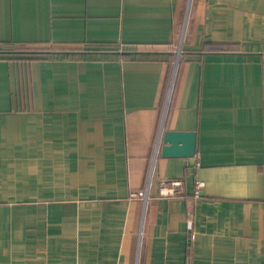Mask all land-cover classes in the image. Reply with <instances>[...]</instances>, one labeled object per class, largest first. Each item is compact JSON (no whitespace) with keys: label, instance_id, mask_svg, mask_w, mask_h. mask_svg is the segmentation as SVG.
I'll list each match as a JSON object with an SVG mask.
<instances>
[{"label":"crops","instance_id":"obj_1","mask_svg":"<svg viewBox=\"0 0 264 264\" xmlns=\"http://www.w3.org/2000/svg\"><path fill=\"white\" fill-rule=\"evenodd\" d=\"M7 43L51 49L0 55V264H264V0H0Z\"/></svg>","mask_w":264,"mask_h":264},{"label":"water","instance_id":"obj_2","mask_svg":"<svg viewBox=\"0 0 264 264\" xmlns=\"http://www.w3.org/2000/svg\"><path fill=\"white\" fill-rule=\"evenodd\" d=\"M193 141V133L166 131L162 137L160 153L164 157H190L194 153Z\"/></svg>","mask_w":264,"mask_h":264},{"label":"built area","instance_id":"obj_3","mask_svg":"<svg viewBox=\"0 0 264 264\" xmlns=\"http://www.w3.org/2000/svg\"><path fill=\"white\" fill-rule=\"evenodd\" d=\"M158 144H159V142L155 144L154 155L158 154V152H159L158 151ZM151 174H152V168H151V172H150L147 184H146L145 192H143L144 198L147 197L148 189L150 187ZM181 186H182V182L180 180H160L159 184H158L159 194L161 196H164V197H173V196L180 195ZM201 188H202V183L200 181H196L194 183V190L192 193V196L194 198H198L199 196H201ZM186 228L188 230H191V222L190 221H188L186 223ZM190 237H192V234Z\"/></svg>","mask_w":264,"mask_h":264},{"label":"trees","instance_id":"obj_4","mask_svg":"<svg viewBox=\"0 0 264 264\" xmlns=\"http://www.w3.org/2000/svg\"><path fill=\"white\" fill-rule=\"evenodd\" d=\"M50 49H46L44 47H38V46H23V45H13L12 43H7L1 46L0 55H7L9 57L18 58L32 54H36V55L44 54L45 52H49L47 50Z\"/></svg>","mask_w":264,"mask_h":264},{"label":"rangeland","instance_id":"obj_5","mask_svg":"<svg viewBox=\"0 0 264 264\" xmlns=\"http://www.w3.org/2000/svg\"><path fill=\"white\" fill-rule=\"evenodd\" d=\"M180 50V49H179ZM174 58H175V56H174ZM175 60V59H174ZM145 200H146V202H147V197L145 198Z\"/></svg>","mask_w":264,"mask_h":264},{"label":"bare ground","instance_id":"obj_6","mask_svg":"<svg viewBox=\"0 0 264 264\" xmlns=\"http://www.w3.org/2000/svg\"><path fill=\"white\" fill-rule=\"evenodd\" d=\"M186 23V22H185Z\"/></svg>","mask_w":264,"mask_h":264}]
</instances>
